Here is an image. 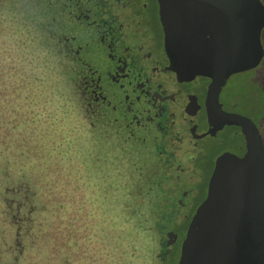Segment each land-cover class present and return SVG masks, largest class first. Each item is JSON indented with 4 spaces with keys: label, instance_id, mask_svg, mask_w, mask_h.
Returning <instances> with one entry per match:
<instances>
[{
    "label": "trees",
    "instance_id": "1",
    "mask_svg": "<svg viewBox=\"0 0 264 264\" xmlns=\"http://www.w3.org/2000/svg\"><path fill=\"white\" fill-rule=\"evenodd\" d=\"M37 5L0 0V264H175L170 242L204 195L211 148L151 121L109 77L101 0H51L58 32ZM60 16L103 40L100 71Z\"/></svg>",
    "mask_w": 264,
    "mask_h": 264
},
{
    "label": "water",
    "instance_id": "2",
    "mask_svg": "<svg viewBox=\"0 0 264 264\" xmlns=\"http://www.w3.org/2000/svg\"><path fill=\"white\" fill-rule=\"evenodd\" d=\"M163 44L179 79L209 77L207 131L236 124L245 149L219 153L195 206L175 264H264V144L246 115L220 107L225 78L255 66L263 55L260 0H157ZM193 101V99H192ZM191 102L188 103L190 105Z\"/></svg>",
    "mask_w": 264,
    "mask_h": 264
},
{
    "label": "flooded vegetation",
    "instance_id": "3",
    "mask_svg": "<svg viewBox=\"0 0 264 264\" xmlns=\"http://www.w3.org/2000/svg\"><path fill=\"white\" fill-rule=\"evenodd\" d=\"M101 2L106 3L102 7L101 21L108 45L106 54L110 61L109 77L117 84L116 86L125 93L132 94L135 91L138 103L144 106L145 115L154 123L168 122L179 134L180 139L200 149L204 146L210 147L213 152L211 168L215 157L223 151L231 150L241 154L245 146L238 125L223 124L213 133L207 131L204 94L209 77L196 74L190 79H179L170 66L163 44L157 0H101ZM246 70L249 68L241 71ZM195 76L203 79V82L199 83L200 94L195 86H189L183 92H180L178 85L173 86V83L178 84L180 81L189 82ZM175 99L181 101V106L177 111L171 112ZM222 109L241 113L232 108ZM195 117L201 122L200 126L194 122ZM223 128L225 129L222 130ZM217 132H221L219 138ZM203 137H207L206 145L199 142ZM227 141L229 143H225Z\"/></svg>",
    "mask_w": 264,
    "mask_h": 264
},
{
    "label": "rangeland",
    "instance_id": "4",
    "mask_svg": "<svg viewBox=\"0 0 264 264\" xmlns=\"http://www.w3.org/2000/svg\"><path fill=\"white\" fill-rule=\"evenodd\" d=\"M35 1H36V4H38L39 6H42V4L45 5V7H41V8H45L44 14H42L43 13L42 12L38 17V21L41 22V26L45 28L46 27L51 28L53 29V31L58 32L60 25L59 24L57 25L56 23L57 18L54 19L53 25L52 23H50L52 19V14H53V10L50 9L51 0H35ZM261 2L264 4V0H261ZM23 4H24L23 6L19 7L22 9L21 11L23 12L30 11L29 8L32 9L33 7V4L31 3H23ZM103 4H106V3L104 2ZM54 6L56 7V3L54 4ZM36 8L37 7H35L34 10ZM72 8L77 10L78 6L73 5ZM47 12H50L51 19L47 18L48 16ZM71 14H73V12H71ZM60 18L63 20L67 28H71L72 30H75L77 34L78 42L80 44L81 43L84 44V46H88V47H85L84 49L83 55L85 57L88 55V52L91 48V53L93 55V56L91 55V57L94 58L95 60L94 63L97 67V70L100 71L102 67V63L104 64L103 51L101 48L103 47L102 46L103 40L101 41L102 43H99V44L93 43L94 39L91 37L90 30H88V28L86 27L87 23L86 21H84V19L76 18L77 20L76 21L73 16H70V18L60 16ZM78 21H80V26H81L80 30H76L75 28L76 24L79 23ZM259 36H260V42L263 47V55L261 59L259 60L256 66H254L251 69L249 68V70L237 71V72H233L230 75H228L220 87V90L218 93V99H219V102L222 108H232V109H235L249 116L253 120V122L256 124L259 130V133L261 135L262 143L264 144V26L261 28ZM54 44H55L56 49H58L59 45L55 41H54ZM70 45H72V41H70ZM43 46L44 44L42 45V47ZM104 50L106 51L105 48ZM61 53L60 55H62ZM41 58L43 59V57ZM45 59L48 61L56 62L51 54H47ZM201 82H203V79L199 78L198 76L197 77L195 76V78L189 82L180 81L178 84L173 83V86L178 85V87L180 88V92H183V90L184 89L186 90L189 86L190 87L195 86L197 92L200 94L201 89H199V83ZM132 94H135V91L132 92ZM173 102L175 104L173 105L172 107L173 109L171 110V112L175 110L177 111L178 107L181 106V101H177L175 99L173 100ZM110 122H111L110 120L107 121L106 125H108V123ZM194 122L197 123V126L201 125V122L198 121L196 117L194 119ZM224 129L225 128H223L222 130ZM221 132H217L218 138L220 137ZM190 139L192 140L193 138L190 137ZM199 142L204 143L202 145H206L205 142H207V137L200 138ZM225 143H229V141ZM225 145H229V144H225ZM185 227L180 226L179 228L175 229L174 235L172 237V242H170V246H169L170 252H171L170 258L174 262H176V259L178 256L179 244L184 235ZM94 246H95V241L94 243L90 244L89 255L92 253ZM95 253L97 254L98 257L104 258L107 252L98 251ZM26 264H32V262L30 260H27ZM87 264H90V263L88 262Z\"/></svg>",
    "mask_w": 264,
    "mask_h": 264
}]
</instances>
